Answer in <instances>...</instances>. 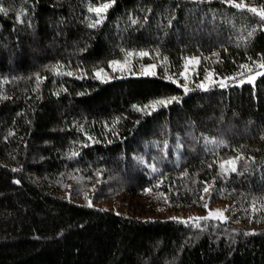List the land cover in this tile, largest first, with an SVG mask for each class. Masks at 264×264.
<instances>
[{
	"label": "trees",
	"instance_id": "obj_1",
	"mask_svg": "<svg viewBox=\"0 0 264 264\" xmlns=\"http://www.w3.org/2000/svg\"><path fill=\"white\" fill-rule=\"evenodd\" d=\"M237 3L0 0V264H264V74L201 85L264 65V0L246 1L255 13ZM129 54L134 72L154 64L155 75L96 77ZM73 181L96 187L94 200L115 191L234 212L123 216L67 197Z\"/></svg>",
	"mask_w": 264,
	"mask_h": 264
},
{
	"label": "rangeland",
	"instance_id": "obj_2",
	"mask_svg": "<svg viewBox=\"0 0 264 264\" xmlns=\"http://www.w3.org/2000/svg\"><path fill=\"white\" fill-rule=\"evenodd\" d=\"M246 1L248 0H242V4L245 7L249 9H256L246 5ZM262 19H264V17H262ZM137 56L141 58L144 55L137 54ZM134 61L135 55L129 54V56H127L123 61L113 62L110 64L107 72H105L106 70H98L96 72V77L104 81H110L112 80L110 74L112 76L114 73L122 75L133 72V76L155 75L156 66L154 64L143 65L139 71L134 72ZM199 62L198 57H191L186 60L184 69L180 76L182 81L185 83L184 86L188 87L189 84L196 78ZM113 65H115V67H113ZM97 73H100V75L98 76ZM262 74H264V67H259L258 70L233 81L232 79H217L212 73H208L201 85L203 88H208L215 84L224 86L226 81L235 86L254 84L257 78ZM93 185L96 186V184ZM63 190L67 193V197H72V199L74 198L76 203L104 210H112L123 216L141 219L178 220L189 224H197L205 219H214L224 222L230 220L234 212V210L231 209V203L229 202L217 201L209 203L207 202V199H205L201 207L198 208L172 209L166 202H164V200H162V198L158 197V195L139 197L115 191H109L110 194L106 198L94 200L93 193L96 190V187L88 186L83 188L81 185H77L74 181L71 184L68 183L63 185Z\"/></svg>",
	"mask_w": 264,
	"mask_h": 264
},
{
	"label": "snow or ice",
	"instance_id": "obj_3",
	"mask_svg": "<svg viewBox=\"0 0 264 264\" xmlns=\"http://www.w3.org/2000/svg\"><path fill=\"white\" fill-rule=\"evenodd\" d=\"M233 6L234 7H237V8H242V7H244V5L243 4H239V3H237V4H233ZM107 7H109V5H104L102 8H97V9H95L94 11H96L97 13H102L103 11H105L106 9H107ZM250 11H252V12H256L257 10L256 9H250ZM259 15L261 16V17H264V10H261L260 12H259ZM140 55H146V53H140ZM262 67H264V65H261ZM113 67H115V65H113ZM97 75L99 76L100 75V73H97ZM171 101H163V100H161V101H158L157 103H159V104H167V103H170ZM149 107H152L151 105L149 106ZM205 191H207V189H205Z\"/></svg>",
	"mask_w": 264,
	"mask_h": 264
}]
</instances>
